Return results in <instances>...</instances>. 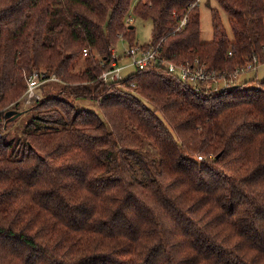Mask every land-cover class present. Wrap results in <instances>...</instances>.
<instances>
[{
  "label": "trees",
  "instance_id": "1",
  "mask_svg": "<svg viewBox=\"0 0 264 264\" xmlns=\"http://www.w3.org/2000/svg\"><path fill=\"white\" fill-rule=\"evenodd\" d=\"M133 1L0 0V264H264V79L196 89L163 64H264V0H216L231 34L211 7L209 42L196 0ZM130 16L161 60L105 85ZM35 72L61 87L22 107Z\"/></svg>",
  "mask_w": 264,
  "mask_h": 264
},
{
  "label": "built area",
  "instance_id": "2",
  "mask_svg": "<svg viewBox=\"0 0 264 264\" xmlns=\"http://www.w3.org/2000/svg\"><path fill=\"white\" fill-rule=\"evenodd\" d=\"M202 0H196L194 5L201 3ZM130 20V18L128 19ZM186 24V19H183L178 26V30L184 27ZM112 58L106 63H103V66L107 68L103 70L97 77V80L102 82L105 85H110L113 83H121L126 77L124 72L128 70L129 67H134L136 70L145 69L152 63L159 62L160 53L154 47H145L141 44H134L128 46L125 50L119 54L116 46L111 49ZM84 56L88 55V49H85L83 52ZM124 60H127V63H123ZM109 63V64H108ZM257 60L249 63L245 68L236 69L235 73L231 79H217V73L215 71H210L208 67L204 64H201L198 60H195L194 63H175L164 61L163 64L167 67L168 71L177 76L183 83L192 85L196 89L203 84L212 86L215 89H218L220 82H224L223 86L228 87L233 85L236 81L239 80L240 76L246 72L251 71L257 67ZM133 73V72H132ZM57 81L56 76L52 75L51 77H45L38 73H34L29 77L27 90L25 92V99L30 105L37 102L41 99L42 96L38 94V90L41 85L48 81ZM129 86L133 88L135 84L133 82L129 83ZM222 86V87H223ZM199 159H202L200 156Z\"/></svg>",
  "mask_w": 264,
  "mask_h": 264
},
{
  "label": "rangeland",
  "instance_id": "3",
  "mask_svg": "<svg viewBox=\"0 0 264 264\" xmlns=\"http://www.w3.org/2000/svg\"><path fill=\"white\" fill-rule=\"evenodd\" d=\"M206 1L207 0H202L201 4H200L201 40L203 42H209L213 39L211 7H216L220 10L222 21H223L225 27L227 28L228 32L231 34V28H230L229 20H228L229 18H228V15L225 13V11L219 7V4L217 3L216 0H209L208 2H206ZM136 2H137V0L133 1L131 13H130V15H132V16H133L132 10H133ZM129 18H130V20H128ZM129 18L127 19V23L128 24L132 23L136 27V41L139 44L149 43L151 41V37H152V34H151L152 22L150 20H142V19L136 18V17L131 19V16ZM126 47H127V44L124 42V40H121L116 45V49H117L119 54H121L125 50ZM84 57H86V56L83 55L81 57V59L78 60V62L76 63L75 71H78L79 69L85 67ZM123 63H127V60H124ZM134 71H135L134 67H129L128 70H126L124 72V75L128 76L130 73H132ZM35 73H37V72H35ZM250 74L253 75V77L256 78L257 80L264 79V64H259L258 67H256L255 69H253L251 71L244 72L241 75V78H243L244 76H247V75L250 76ZM27 80H29V79H27ZM56 80L59 81V79L57 77H56ZM27 83H28V81H27ZM223 83L224 82H220L218 88H221ZM231 86H232V84H231ZM60 87H61V85L59 83L50 82V83L46 84L45 86L41 87V89L39 88L38 94L42 97L47 95V94H52V93L55 94L60 89ZM21 106L22 107H28V106H30V102L28 103L24 97L22 100ZM74 106L77 109L84 108V109H89L92 111H96L99 114H102L100 111V108H99V101L95 98H86V99L83 98V99L74 100ZM26 119H27V114H25L24 117H21L19 119L17 125L23 124L22 122H25ZM17 129H18V127H17ZM9 132H10L11 136L15 135L16 127L12 126L9 129Z\"/></svg>",
  "mask_w": 264,
  "mask_h": 264
},
{
  "label": "water",
  "instance_id": "4",
  "mask_svg": "<svg viewBox=\"0 0 264 264\" xmlns=\"http://www.w3.org/2000/svg\"><path fill=\"white\" fill-rule=\"evenodd\" d=\"M132 28V27H131ZM22 115V112L11 110L6 113L5 117L9 119L10 121L17 119L19 116Z\"/></svg>",
  "mask_w": 264,
  "mask_h": 264
},
{
  "label": "crops",
  "instance_id": "5",
  "mask_svg": "<svg viewBox=\"0 0 264 264\" xmlns=\"http://www.w3.org/2000/svg\"><path fill=\"white\" fill-rule=\"evenodd\" d=\"M253 78H254L253 75L250 74V76L247 75V76H244L243 78H241V76H240L239 80L241 79L240 81L243 82V81H246V80H251V79H253ZM239 80H238V81H239ZM240 81H239V82H240Z\"/></svg>",
  "mask_w": 264,
  "mask_h": 264
}]
</instances>
